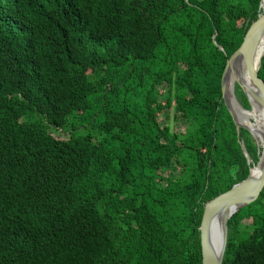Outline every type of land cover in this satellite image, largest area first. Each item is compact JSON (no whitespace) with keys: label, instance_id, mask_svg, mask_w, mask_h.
<instances>
[{"label":"trees","instance_id":"trees-1","mask_svg":"<svg viewBox=\"0 0 264 264\" xmlns=\"http://www.w3.org/2000/svg\"><path fill=\"white\" fill-rule=\"evenodd\" d=\"M260 3L0 0V264H202L205 205L261 157L221 87ZM223 264H264V190Z\"/></svg>","mask_w":264,"mask_h":264},{"label":"water","instance_id":"water-1","mask_svg":"<svg viewBox=\"0 0 264 264\" xmlns=\"http://www.w3.org/2000/svg\"><path fill=\"white\" fill-rule=\"evenodd\" d=\"M261 13L251 24L239 49L228 59L222 76V97L227 110L233 118L238 133L240 129L249 131L257 145L261 147L258 164L250 170L246 179L235 184L228 191L209 201L204 208L200 232L202 264H223L228 236L229 221L242 208L254 203L264 190V80L259 70L264 50L259 53L264 41V0L260 3ZM214 43L221 51L224 48ZM238 84L246 95L251 109H244L235 95ZM261 118L260 124L251 114ZM248 114L246 121L242 116ZM249 123V124H248ZM257 126L252 129L251 126ZM248 163L251 162L248 151L242 146Z\"/></svg>","mask_w":264,"mask_h":264},{"label":"bare ground","instance_id":"bare-ground-1","mask_svg":"<svg viewBox=\"0 0 264 264\" xmlns=\"http://www.w3.org/2000/svg\"><path fill=\"white\" fill-rule=\"evenodd\" d=\"M263 50H264V41H263V43H262V45H261V47H260L259 53H261ZM245 115L249 117L248 114H245ZM251 116H252L253 118H255L259 124H260V122H262V121H261V118H260L259 116H257L256 113H255V114H254V113L251 114ZM246 120H247V118H246ZM248 124H249V123H248ZM251 127H252V129L257 128L256 125H255V126H251Z\"/></svg>","mask_w":264,"mask_h":264},{"label":"rangeland","instance_id":"rangeland-1","mask_svg":"<svg viewBox=\"0 0 264 264\" xmlns=\"http://www.w3.org/2000/svg\"><path fill=\"white\" fill-rule=\"evenodd\" d=\"M246 118H247V120H248L249 117L246 116V115H243V116H242V120H243V121H246Z\"/></svg>","mask_w":264,"mask_h":264}]
</instances>
